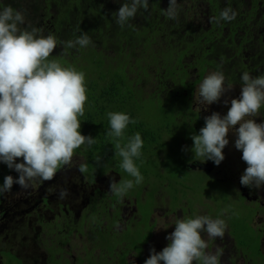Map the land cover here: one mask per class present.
I'll list each match as a JSON object with an SVG mask.
<instances>
[{"label":"trees","instance_id":"trees-1","mask_svg":"<svg viewBox=\"0 0 264 264\" xmlns=\"http://www.w3.org/2000/svg\"><path fill=\"white\" fill-rule=\"evenodd\" d=\"M248 1L249 5L243 0H45L57 12L52 28L47 19L45 26L40 19L37 25L51 36L49 41L26 38L24 33L21 50L7 46L8 41L0 36V63H5L0 76L16 105L7 115H0V147L6 165L12 146L23 145L44 155L56 152L60 157L67 149L83 158L84 181L93 183L114 171L121 176L115 199L136 195L146 210L136 231L127 227L119 233L112 225L94 232L89 227L94 244L101 246V259L122 256V264L125 251L143 254L153 230L148 222L157 191L175 180L168 166L177 160L183 162L184 171L192 170L191 164L200 158L186 160L174 150L180 143L203 140L198 132L206 128L216 138L215 126L195 104L196 90L206 74L216 69L235 82L264 83V0ZM35 3L42 5L41 0ZM198 4L205 11L212 9L204 28H193L189 21ZM53 16L49 10L44 18ZM180 20L186 25L182 27ZM60 46L63 55H58ZM244 50L251 52L250 68L246 57L240 60ZM9 118L12 123L24 119L35 138H19ZM59 161L58 168L64 163ZM225 194H219L223 210L216 211L217 217L237 197ZM252 204L245 201L237 219L230 220L229 212L224 219L229 221L237 248L254 259H264L260 241L252 242L250 235L258 231L251 224L255 213L248 206ZM99 211L91 213L90 222L96 226L101 223ZM89 217L87 212L80 223ZM144 225L148 231L141 238L137 232L145 231ZM62 237L64 244L66 238L71 239ZM8 258L24 264L12 253Z\"/></svg>","mask_w":264,"mask_h":264},{"label":"rangeland","instance_id":"rangeland-1","mask_svg":"<svg viewBox=\"0 0 264 264\" xmlns=\"http://www.w3.org/2000/svg\"><path fill=\"white\" fill-rule=\"evenodd\" d=\"M36 1L40 0H26V3L21 0H0V36L8 41L7 46L21 48L24 33L26 38L43 40L41 37H45L46 41L50 40L51 36L42 27L37 28V25L40 19V23L45 26L44 20L47 19L49 28H52L57 15L56 7L47 4L45 0H41V7H36ZM243 1L248 5L250 3L248 0ZM99 2L103 3V0ZM11 8L13 9L10 10ZM197 9L192 8L191 18L201 22L199 26L202 27L205 24L202 18L205 7L198 4ZM49 10L54 16L44 18ZM208 11L212 12V9ZM180 23L182 27L186 25L181 20ZM61 49L63 50L62 46L57 51L60 52L58 55L64 54ZM1 64L5 65L4 62L0 66ZM1 72L0 67V74ZM224 76L212 69L199 84L195 96L196 106L215 126L219 144L216 142L213 149L205 151L203 140L188 142L186 139V145L191 146L190 150L182 143L174 150L183 159L200 156L209 164H204L206 168L203 170L191 167L192 170L184 171L183 162L172 161L168 168L175 180L168 181L157 192L152 218L155 225L151 238L145 245L144 254L140 257L130 254L128 264H264L263 258L251 259L236 248L229 221L224 219L227 212L230 213V220L237 219V210L243 208L245 203L242 195L237 194L235 199L228 201L229 210L226 213L222 212L219 217L215 214L216 211L223 210L218 200L221 192L226 195L224 190L227 179L234 181L237 190L243 179L247 180L243 184L251 187L248 191L257 194L264 206V84H243L244 82L233 81L229 76L227 80ZM258 93H261L259 98ZM11 95L5 79L0 76V115H7L15 109ZM260 102L263 107H260ZM8 121L14 125L16 135L22 140L35 138L32 133L34 129L24 119L12 123L9 118ZM177 128L175 127V131L179 132L180 129ZM198 135L204 137L201 132ZM12 147L9 165H6L0 147V182L5 178L2 182L0 205V214L5 211V215L0 218V264H14L9 260L8 253L17 256L24 264H50L48 244L55 242L57 236L65 235V227L71 231V240L65 247L63 259L72 261L68 264H99L101 252L93 238L101 224L93 226L94 232H90V226L82 225L80 220L88 212L87 206L95 199V195L100 198L103 193L104 196L111 194L110 189H115L120 176L111 171L99 178L97 185H91L81 176L80 165L84 162L83 158L67 149H64L66 153L60 157L56 152L44 155L23 145ZM217 151V156L210 158L209 155L216 154ZM59 158L64 163L58 168ZM163 173L169 178L166 170ZM217 179H223V182H216ZM205 188V194L200 195V191ZM194 202V224L192 215H185L184 218L180 216L176 220L171 207L192 205ZM124 203L121 206L123 209L119 226L130 221L133 216V208L129 206L128 199H124ZM249 204L257 206L258 202ZM176 211L179 215L180 210ZM65 213L67 217H62ZM114 213V208H110L100 217L101 223H111ZM92 217L87 218L84 224H89ZM60 218L66 222V218H72L73 226H65ZM51 223H60L62 227L49 231L45 225ZM251 224L258 230L250 231L252 242L260 241L258 245L262 244L264 251V208L254 215ZM144 227L145 231L137 232L141 238L148 231L145 225ZM81 230L86 233H81ZM121 257L117 260L102 257L101 263L115 264L117 261L116 264H121Z\"/></svg>","mask_w":264,"mask_h":264},{"label":"flooded vegetation","instance_id":"flooded-vegetation-1","mask_svg":"<svg viewBox=\"0 0 264 264\" xmlns=\"http://www.w3.org/2000/svg\"><path fill=\"white\" fill-rule=\"evenodd\" d=\"M24 9V8H23ZM208 9L209 8H207V10L205 11V12H203L202 13V18L204 19V21H205V24H206V22H207V20H208V15H209V11H208ZM190 22H191V27H193L194 28V26H196V27H198L199 25H201L200 23H198L197 21H195V20H193V18H191L190 20H189ZM205 24H202V27L204 28L205 27ZM248 46V45H247ZM240 50H238V51H236V52H239ZM250 51H247V50H244V51H242V53H240V60L241 59H243V57H246V59H244V62L249 66V68L250 67H252L253 65L252 64H250L249 63V58H250ZM234 54H235V52H234ZM253 55L255 54V53H252ZM251 54V55H252ZM258 84H261V83H257L256 85H258ZM260 94L261 93H258L257 94V97L259 98L260 97ZM260 107H263V104H262V102H260ZM209 129L208 128H206V130H203L202 131V134H203V136L204 137H202V139H203V141L205 142V146H204V150L206 151V150H209V149H213L214 147H215V145H216V138L213 136V135H211V133H210V131H208ZM209 137H213L214 138V140L213 139H209ZM218 143H219V141H218ZM187 147V146H186ZM217 154H218V151H217V153L216 154H214V157H216L217 156ZM214 157H210V158H214ZM202 164H209V163H205L204 162V159H202L201 157L200 158H198L196 161H194L192 164H191V167H197V168H200L199 166L200 165H202ZM205 166V165H204ZM111 172V171H110ZM110 172H108V173H110ZM114 172V171H113ZM108 173H106V174H104V175H102L101 177H103V176H105V175H107ZM116 173V172H115ZM119 175V174H118ZM81 176H82V174H81ZM120 176V175H119ZM101 177H98L97 179H96V181L95 182H93V183H89V182H87L88 184H91V185H94V184H96L97 185V182H98V180H99V178H101ZM82 178L84 179V177L82 176ZM227 180H229V179H227ZM227 180H225L226 182H225V191H226V193L229 195V196H232L234 193L237 195V194H241L245 199V201H249V202H251V201H255V202H258V205L256 206V205H253V206H251V205H249L248 207H250V208H252V209H254V213H255V215L256 214H258L259 213V210L262 208H264V206H263V201L260 199V197L257 195V194H255V193H253V191H248V189H251V187L250 186H247V184H243L244 182L245 183H247V180H245V179H243V182L241 183V185H240V188H239V190H237V188H236V184L234 183V181H231V180H229V181H227ZM3 181H5V178H4V180ZM2 181V182H3ZM120 181H121V176H120V179L119 180H117L116 181V187H115V189L113 190V189H110V191L112 192L111 194H109V195H106V196H104V194L105 193H103V194H101L102 195V197H97V195H95V199L92 201V203L90 204V205H88L87 206V210H88V215L89 216H91V213H93V212H96L98 209L100 210L99 211V217H102L103 215H104V213H106V212H108L109 211V209L110 208H114V210H115V213L113 214V216H112V221H111V223H100L101 224V226H99V227H97L98 228V231H101L102 229H106V228H108V227H110V226H114L118 231H119V233H123V229L124 228H127V227H129V228H131L133 231H136V229L138 228V221L139 220H141V217H142V207H141V205L139 204V202H138V197L135 195V196H131V197H129V196H127V195H120V197L121 198H117V200L115 199L116 197H115V194L117 193V192H119L120 191V189H121V187H119V183H120ZM249 184V183H248ZM1 188H2V186H0V205L2 204V199H1V194H2V190H1ZM100 190L102 191V189L100 188ZM99 193H100V191H98ZM102 192H104V191H102ZM158 192V191H157ZM157 196V195H156ZM172 196V195H171ZM124 199H128V201H129V203H130V207H132L133 208V212H132V218H131V220L130 221H128V222H126V223H124L122 226H119V224H121V222H120V219H121V211H122V207L125 205V203H124ZM120 200H121V203H120ZM108 201H110V204L108 203ZM144 203H145V201H144ZM194 204H195V202L192 204V205H184V206H182V205H173L172 207H171V211L173 212V213H175L176 214V220L178 219V217H180V216H183V218H184V216L185 215H192L193 216V219H192V222H193V224H194V221H195V219H196V217L194 216ZM144 205V204H143ZM156 205V204H155ZM104 206V207H103ZM122 206V207H121ZM103 207V208H102ZM102 208V209H101ZM155 209V206H154V208H153V210ZM176 209H179L180 211L178 212L179 213V215H177V211H176ZM3 215H5V211H2L1 212V214H0V218L3 216ZM62 217H67V214L65 213V214H63L62 215ZM153 218V213H152V216L150 217V220H149V222H148V225H150L151 226V223L153 224V228H154V225H155V222H152V219ZM67 220H68V222H66V220H63L62 218H60V220H61V222L63 223V224H65V226L66 225H69L70 227H72L73 226V224H72V218H66ZM57 220V219H56ZM183 221H184V219H183ZM102 222V221H101ZM82 224V223H81ZM82 225H84V226H90V227H93V226H95V223H92V222H89V224H82ZM62 227V224H60V223H58V224H55V223H51V224H47V225H45V228L46 229H48L49 231H51V230H54V229H57V228H61ZM196 227V226H195ZM53 228V229H52ZM65 230L67 231L66 232V234L65 235H67L68 237H69V234L71 233V231L67 228V227H65ZM96 232V231H95ZM96 235V234H95ZM232 235V234H231ZM65 237V236H64ZM64 237H62V236H57V240H55V242L54 241H52L51 242V244L49 245L48 244V248H49V259H51V260H53V263H51V264H62V263H65V264H68V263H72V261L70 260V259H68V258H66V259H63V255H64V250H65V247L67 246V245H69V243H70V240L71 239H69L68 240V238H66L67 239V242L64 244L63 242V239H64ZM233 237V236H232ZM96 238H99V235L97 234V236H96ZM151 238V237H150ZM233 240H234V243H236L235 242V239H234V237H233ZM149 241V240H148ZM148 241H147V243H148ZM146 243V244H147ZM146 244H144V250H143V254H144V251H145V245ZM235 245V244H234ZM262 245V244H261ZM61 246H62V249H61ZM98 249H99V251L101 252V246H98L97 247ZM237 248V247H236ZM123 253V252H122ZM134 254V256H137V257H140L141 255L140 254H138V252L136 251V250H131V251H125L124 253H123V255L125 256L124 257V259H122V264H128V261H127V258H128V256L130 255V254ZM245 254L249 257L250 256V254L248 253V252H245ZM17 257V256H16ZM251 257V256H250ZM251 259H254V258H252L251 257ZM102 260V259H101ZM101 260L99 261V264H103V262L101 263Z\"/></svg>","mask_w":264,"mask_h":264},{"label":"water","instance_id":"water-1","mask_svg":"<svg viewBox=\"0 0 264 264\" xmlns=\"http://www.w3.org/2000/svg\"><path fill=\"white\" fill-rule=\"evenodd\" d=\"M199 167H200L201 169L206 168V166H204V164L200 165Z\"/></svg>","mask_w":264,"mask_h":264},{"label":"clouds","instance_id":"clouds-1","mask_svg":"<svg viewBox=\"0 0 264 264\" xmlns=\"http://www.w3.org/2000/svg\"><path fill=\"white\" fill-rule=\"evenodd\" d=\"M261 84H264V83H261Z\"/></svg>","mask_w":264,"mask_h":264}]
</instances>
